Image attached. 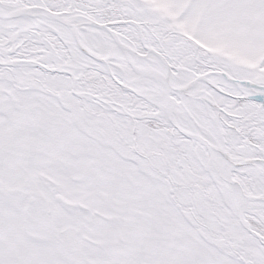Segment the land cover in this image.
Instances as JSON below:
<instances>
[{
    "label": "snow or ice",
    "instance_id": "snow-or-ice-1",
    "mask_svg": "<svg viewBox=\"0 0 264 264\" xmlns=\"http://www.w3.org/2000/svg\"><path fill=\"white\" fill-rule=\"evenodd\" d=\"M0 264H264V0H0Z\"/></svg>",
    "mask_w": 264,
    "mask_h": 264
}]
</instances>
